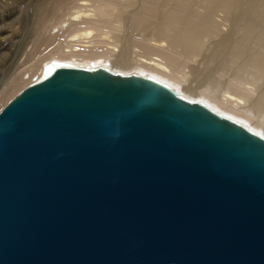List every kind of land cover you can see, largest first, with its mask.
Returning <instances> with one entry per match:
<instances>
[{"label": "water", "instance_id": "1", "mask_svg": "<svg viewBox=\"0 0 264 264\" xmlns=\"http://www.w3.org/2000/svg\"><path fill=\"white\" fill-rule=\"evenodd\" d=\"M0 264H264V136L48 64L0 111Z\"/></svg>", "mask_w": 264, "mask_h": 264}, {"label": "bare ground", "instance_id": "2", "mask_svg": "<svg viewBox=\"0 0 264 264\" xmlns=\"http://www.w3.org/2000/svg\"><path fill=\"white\" fill-rule=\"evenodd\" d=\"M0 62V110L48 64L105 69L264 136V0H0Z\"/></svg>", "mask_w": 264, "mask_h": 264}, {"label": "rangeland", "instance_id": "3", "mask_svg": "<svg viewBox=\"0 0 264 264\" xmlns=\"http://www.w3.org/2000/svg\"><path fill=\"white\" fill-rule=\"evenodd\" d=\"M220 15V14H219ZM219 18V19H218ZM221 18V16L220 17H217L216 18V20H217V23L219 22H221L220 19ZM220 29H222L221 31H225L226 30V28L224 27V26H222V27H220ZM22 62V61H21ZM0 63H2V62H0ZM3 63H5V61H3ZM13 86V87H12ZM18 87V86H17ZM10 88H11V90H14L15 91V89H16V91H17V88L15 87V85H11V86H9L8 88H7V90H6V93H7V91L9 92V95H11L12 93H14V91L12 92L11 90H10ZM5 93V94H6ZM13 99V98H12ZM11 99V100H12ZM10 102V101H9ZM3 109V108H2ZM1 111V110H0Z\"/></svg>", "mask_w": 264, "mask_h": 264}]
</instances>
